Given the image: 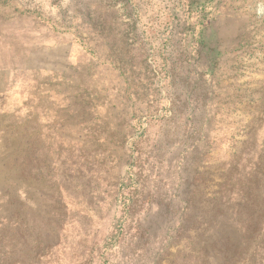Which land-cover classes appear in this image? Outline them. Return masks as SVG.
<instances>
[{"label": "rangeland", "instance_id": "1", "mask_svg": "<svg viewBox=\"0 0 264 264\" xmlns=\"http://www.w3.org/2000/svg\"><path fill=\"white\" fill-rule=\"evenodd\" d=\"M21 42L58 70L0 105V264H264V0H0Z\"/></svg>", "mask_w": 264, "mask_h": 264}, {"label": "crops", "instance_id": "2", "mask_svg": "<svg viewBox=\"0 0 264 264\" xmlns=\"http://www.w3.org/2000/svg\"><path fill=\"white\" fill-rule=\"evenodd\" d=\"M21 44V50L14 49L13 46L12 49L0 48V105L3 104L4 94L5 98H8L11 85H18L23 92L29 93L31 85L32 90H35L37 85H55L53 83L57 77L58 60L55 55L51 57V43ZM41 51L48 56L39 57L38 53ZM69 62L72 63L70 60ZM2 122L3 110L0 109V123Z\"/></svg>", "mask_w": 264, "mask_h": 264}]
</instances>
